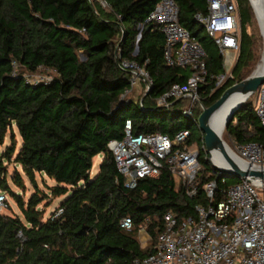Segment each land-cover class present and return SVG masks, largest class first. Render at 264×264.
<instances>
[{
	"label": "trees",
	"instance_id": "obj_1",
	"mask_svg": "<svg viewBox=\"0 0 264 264\" xmlns=\"http://www.w3.org/2000/svg\"><path fill=\"white\" fill-rule=\"evenodd\" d=\"M102 1L105 6L98 0H0V192L19 211L0 213V264H131L149 253L165 211L170 210L177 220L194 216V205L205 201L204 182L215 180L217 189H222L239 181L213 172L201 148L203 136L195 118L181 113L185 99L170 100L162 107L152 104L155 96L185 81L190 73L187 66L165 64L161 33L143 21L159 0ZM173 1L176 20L204 53L206 75L198 96L207 107L250 71L254 41L246 26L252 8L249 11L246 0H234L238 49L231 77L212 89L208 76L222 71V56L193 19L195 12L205 11L204 0ZM119 60L133 61L148 72L151 83L142 99L143 108L137 104L139 99L120 98L128 87L129 72L119 69ZM11 61L16 63L14 74ZM44 68L53 71L51 80L24 82L22 73ZM124 119L130 121L132 134L172 137L187 129V142L198 153L195 196H186L165 168L154 177L138 178L131 189L122 186L105 145L122 137ZM12 125L20 140L16 151ZM7 130L10 142L3 146ZM224 133L237 144L264 145V129L250 97L231 114ZM97 154L101 156L97 173L89 178ZM9 163L32 183L25 201L11 190V186L22 190L23 180L16 169L7 174ZM34 173L52 179L47 193L36 188ZM64 194L55 206L61 213L52 217L50 212L43 218L37 204ZM220 197L216 192L213 201ZM121 217L132 222L130 231L119 227ZM140 227L148 237L143 247L132 237Z\"/></svg>",
	"mask_w": 264,
	"mask_h": 264
},
{
	"label": "built area",
	"instance_id": "obj_2",
	"mask_svg": "<svg viewBox=\"0 0 264 264\" xmlns=\"http://www.w3.org/2000/svg\"><path fill=\"white\" fill-rule=\"evenodd\" d=\"M98 2L105 6L102 0ZM204 3L205 11L195 12L193 19L203 27L204 34L212 40L222 56V71L208 76L212 89H215L231 77L232 55L237 53L239 42V18L234 0H204ZM176 17L174 1L159 0L143 19L155 25L164 39L162 54L165 64L187 66L190 70L185 81L169 85L152 99V104L168 106L170 100L183 98L188 104L181 113L194 119L196 110L199 112L201 106L198 87L204 83L206 75L204 53ZM138 37L139 33L134 37V45ZM11 65V74H14L16 63L11 61ZM117 66L129 72L128 87L120 98L129 94L135 77L142 81L144 96L150 89L148 72L133 61L119 60ZM44 70L45 74L40 71L22 73V78L26 84H45L51 80L53 71ZM250 100L259 125L264 129V83L256 88ZM137 104L143 108L142 99ZM187 136V129H180L172 137L159 133L132 134L130 121L124 119L122 137L108 140L105 146L112 155L123 187L131 189L138 178L154 177L161 168H165L180 190L192 197L197 193L195 177L199 162L196 148L187 142ZM231 141L233 147L230 151L237 161L243 165L264 166V145L253 141L243 144ZM213 172L216 176L222 175L215 169ZM201 186L205 201L194 205V216L177 220L170 210L165 211L161 216L162 227L156 233L149 253L134 258L131 264H264V199L255 191L264 190V187L249 179H239L222 189H217L215 180H208ZM216 192L221 197L214 202ZM3 208L5 197L0 192V209ZM60 213L61 209L56 207L51 216L56 217ZM118 222L119 227L130 231L132 222L128 217H121ZM16 236L21 238L20 232Z\"/></svg>",
	"mask_w": 264,
	"mask_h": 264
},
{
	"label": "rangeland",
	"instance_id": "obj_3",
	"mask_svg": "<svg viewBox=\"0 0 264 264\" xmlns=\"http://www.w3.org/2000/svg\"><path fill=\"white\" fill-rule=\"evenodd\" d=\"M253 10L254 9H252V13L254 14V17H252V13H250L251 21L249 25L246 26V32L252 36L253 41H254L253 42L254 60L249 64V67H248L250 68L249 73H253V71L262 63L263 55H264V21L262 18V14L259 13L257 7L254 10V12ZM235 55H236L235 53L232 55V63L235 59ZM41 73L45 74L46 71L45 70L41 71ZM141 87H142V81L138 77H135L134 82L131 86L132 89L130 90L129 94L124 95V97L130 98L132 100L143 99V93H142ZM185 103L186 105L188 104L186 101ZM223 123H224V118L219 123L214 122V120L212 121V125L216 130H220V129L223 130ZM12 132H13L14 141L16 142L15 144V151H16L20 145V140L15 130V127L13 125H12ZM221 136H222V140L224 144L228 147V149L229 150L232 149L233 147L232 141L231 139L228 138V136L225 135L224 130L222 131ZM8 137H9V131L7 130V132L5 133L4 140H3L4 142L3 146H6L9 144L10 141ZM191 144L195 147L193 143ZM100 158H101L100 154H97L92 158L91 166L88 171L89 178H92L97 173L96 171H97V166L100 161ZM14 169H16L22 176L23 189L20 190L15 186L14 187L11 186V190L13 192L14 191L17 192L22 198V200L25 201L32 192V189H33L32 183H30L28 178L24 174L21 173L19 167L13 166L12 163H9L6 166L7 174L8 175L11 174L14 171ZM33 178H34L36 188L45 193L48 192L46 190V187L53 184L52 179L41 176L37 173H34ZM255 191L260 198L264 199V190L256 189ZM65 195L66 194L56 196V197H50L38 203L37 207L43 210L42 217L45 218L46 216H48V214L56 208L55 206L58 204L59 201H61L64 198ZM5 202H6V207L3 209H0V213L6 214V215H13L15 213L17 214L19 213L18 208H16V206L14 205V202L8 196H5ZM141 229H143V227ZM141 229L138 233L134 232L132 237L137 240L140 247H143L148 242L147 241L148 238H146L144 230H141Z\"/></svg>",
	"mask_w": 264,
	"mask_h": 264
},
{
	"label": "water",
	"instance_id": "obj_4",
	"mask_svg": "<svg viewBox=\"0 0 264 264\" xmlns=\"http://www.w3.org/2000/svg\"><path fill=\"white\" fill-rule=\"evenodd\" d=\"M246 1L248 2L250 11L249 1ZM262 83H264V71L261 74L249 73L245 78L229 84V87L225 88L220 95L212 101V104L207 107L200 106V110L197 113L195 120L197 127L203 136V151L206 154V159L212 169L220 171L225 177L233 176L239 179H249L255 184L264 187V166L243 165L240 163L238 164V161L235 165L232 161V157L223 152L221 148L220 143L222 146L224 145L222 138L219 141L217 136H215L214 131L209 126V118L213 112L221 106L230 95H234L236 96V100L229 107L224 116V130L231 114L243 104ZM216 158H218L224 166H219L216 163Z\"/></svg>",
	"mask_w": 264,
	"mask_h": 264
},
{
	"label": "bare ground",
	"instance_id": "obj_5",
	"mask_svg": "<svg viewBox=\"0 0 264 264\" xmlns=\"http://www.w3.org/2000/svg\"><path fill=\"white\" fill-rule=\"evenodd\" d=\"M248 1H249L250 6H251L252 9L255 10L256 7H257L259 13L262 14V18H263V21H264V0H248ZM254 10H253V12H254ZM263 71H264V55H263L262 63L253 71V74H261ZM235 100H236V96L230 95L229 98H227L224 101V103L221 106H219L209 118L210 119L209 120V126L214 131L215 136H217L219 141L222 138L221 134H222L223 130L222 129L216 130L213 127V125H212V121L214 120V122H216V123L221 122L222 119L224 118L225 114L227 113L229 107L234 103ZM220 145H221V148H222L223 152H225L226 154L231 156L233 163L236 165L237 164V160L234 158L233 153L228 149V147L225 144L222 146V144L220 143ZM216 159H215L216 163L219 166H224V164H222V162L219 161L218 158H216ZM239 163L240 162L238 161V164Z\"/></svg>",
	"mask_w": 264,
	"mask_h": 264
},
{
	"label": "crops",
	"instance_id": "obj_6",
	"mask_svg": "<svg viewBox=\"0 0 264 264\" xmlns=\"http://www.w3.org/2000/svg\"><path fill=\"white\" fill-rule=\"evenodd\" d=\"M139 231H137V233H138ZM146 235V234H145Z\"/></svg>",
	"mask_w": 264,
	"mask_h": 264
}]
</instances>
